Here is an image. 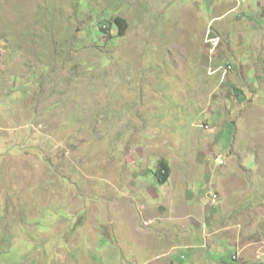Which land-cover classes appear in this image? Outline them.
Returning <instances> with one entry per match:
<instances>
[{
	"label": "rangeland",
	"instance_id": "rangeland-1",
	"mask_svg": "<svg viewBox=\"0 0 264 264\" xmlns=\"http://www.w3.org/2000/svg\"><path fill=\"white\" fill-rule=\"evenodd\" d=\"M75 1L0 0V264H264V0Z\"/></svg>",
	"mask_w": 264,
	"mask_h": 264
},
{
	"label": "trees",
	"instance_id": "trees-1",
	"mask_svg": "<svg viewBox=\"0 0 264 264\" xmlns=\"http://www.w3.org/2000/svg\"><path fill=\"white\" fill-rule=\"evenodd\" d=\"M73 6L78 8L79 6L78 0H76L73 3ZM94 29H95L94 32L93 30L89 31L91 33L89 41L92 43H95L96 46H97V43H96L97 40L94 39L95 37L94 38L92 37V32L95 33L96 35L97 33H99L100 38L107 35L106 37L107 39L105 40V42H110V41L114 42L115 41L114 38L121 36L122 32L126 30V21L120 17H109L108 19H105L104 21H101L100 23H98L97 28H94ZM111 31H115V35L111 34L112 36H110L109 33ZM225 65L230 66V68L233 67L231 63L225 64ZM155 175L157 176V180L159 184L163 185L167 183L168 178H169V169L164 160H160L158 162V168H157V172Z\"/></svg>",
	"mask_w": 264,
	"mask_h": 264
},
{
	"label": "built area",
	"instance_id": "built-area-1",
	"mask_svg": "<svg viewBox=\"0 0 264 264\" xmlns=\"http://www.w3.org/2000/svg\"><path fill=\"white\" fill-rule=\"evenodd\" d=\"M228 69H230V66H227L226 68H224V69H223V72L226 73V70H228ZM219 161H220V156L217 155V156L214 158V162H215V163H218ZM216 197H217L216 195H213V196H212V199L214 200V199H216Z\"/></svg>",
	"mask_w": 264,
	"mask_h": 264
}]
</instances>
